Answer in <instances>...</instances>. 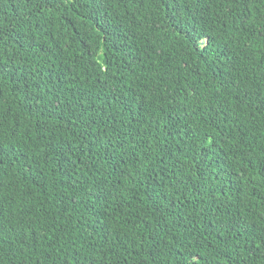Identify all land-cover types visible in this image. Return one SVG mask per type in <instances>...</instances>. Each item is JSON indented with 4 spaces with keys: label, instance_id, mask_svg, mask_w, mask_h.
I'll list each match as a JSON object with an SVG mask.
<instances>
[{
    "label": "trees",
    "instance_id": "1",
    "mask_svg": "<svg viewBox=\"0 0 264 264\" xmlns=\"http://www.w3.org/2000/svg\"><path fill=\"white\" fill-rule=\"evenodd\" d=\"M0 65V264H264V0H0Z\"/></svg>",
    "mask_w": 264,
    "mask_h": 264
},
{
    "label": "snow or ice",
    "instance_id": "2",
    "mask_svg": "<svg viewBox=\"0 0 264 264\" xmlns=\"http://www.w3.org/2000/svg\"><path fill=\"white\" fill-rule=\"evenodd\" d=\"M7 69L4 68L3 65H0V75H2ZM3 150V145H0V151ZM199 259V257H197Z\"/></svg>",
    "mask_w": 264,
    "mask_h": 264
}]
</instances>
